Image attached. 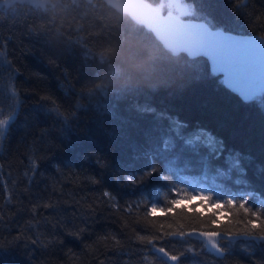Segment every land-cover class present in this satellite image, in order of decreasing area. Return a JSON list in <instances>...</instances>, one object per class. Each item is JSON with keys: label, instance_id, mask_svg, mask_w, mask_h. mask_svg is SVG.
<instances>
[{"label": "trees", "instance_id": "trees-1", "mask_svg": "<svg viewBox=\"0 0 264 264\" xmlns=\"http://www.w3.org/2000/svg\"><path fill=\"white\" fill-rule=\"evenodd\" d=\"M186 1L264 36V0ZM224 80L106 0H0V264L264 262V237L233 231L240 204L264 210V90Z\"/></svg>", "mask_w": 264, "mask_h": 264}, {"label": "water", "instance_id": "water-1", "mask_svg": "<svg viewBox=\"0 0 264 264\" xmlns=\"http://www.w3.org/2000/svg\"><path fill=\"white\" fill-rule=\"evenodd\" d=\"M106 1L127 11L135 20L151 28L165 46L174 52L204 54L215 68L221 61L239 64L243 68L239 84L232 83L224 75L225 81L231 87L244 91V85L251 79L253 72L264 81L263 35L234 33L211 27L203 20L184 19L172 13H164L148 0ZM251 88L247 89L245 96L252 92Z\"/></svg>", "mask_w": 264, "mask_h": 264}, {"label": "snow or ice", "instance_id": "snow-or-ice-1", "mask_svg": "<svg viewBox=\"0 0 264 264\" xmlns=\"http://www.w3.org/2000/svg\"><path fill=\"white\" fill-rule=\"evenodd\" d=\"M256 19L258 22L264 21V16L257 17ZM217 71H218V73L224 74L225 78L229 79L234 84H239L240 80L242 78V75H243V68L239 64L230 63L227 61H221L218 64ZM13 93L15 94V89H13ZM2 115H3V113L0 112V116H2ZM10 119H11V115H9L8 117H4V118L0 119V137H2V130L8 124ZM129 179H131V177H129ZM105 195H109V194L105 193ZM201 195H202L203 200H205V201L210 200V197L205 196L203 194H201ZM172 203L175 205H179L181 203V201L174 200V201H172ZM233 203L235 204V202H233ZM216 207L220 208L221 206L216 205ZM238 210H242L245 213L246 218L243 221H241V220L235 221V223H242L244 226L242 228H239V229H234L233 231L244 233V234H258L260 237H264V210L253 211V210L247 208L244 204H240L238 206ZM33 211H35V209H33ZM129 211H131V209H129ZM157 211H164V210L158 209L157 207H153L151 209V215L153 218H155ZM248 217H254L255 219H251ZM222 222L223 221L219 218L212 221V223L217 225V226L221 225ZM229 223H233V221L229 220ZM256 230H258V233ZM176 234L184 235V233L180 232L179 229H176L172 233H168V235H176ZM203 234L208 237L209 242L211 243V245L214 248L219 249L220 252L224 251V249L220 248V246L217 244L216 240L214 239V237H216L220 234L219 232L208 231V232H204ZM100 239L106 240L107 237H101ZM111 239L115 240L117 244L120 243V241L114 235L111 237ZM137 239L142 241V242L148 241L149 243H154V240H155V238H153V237H146L143 235L138 236ZM157 251L162 252L168 259H170L173 262H178L181 259V256L183 255V253L171 252L167 248L157 249ZM256 264H264V262L257 261Z\"/></svg>", "mask_w": 264, "mask_h": 264}, {"label": "rangeland", "instance_id": "rangeland-1", "mask_svg": "<svg viewBox=\"0 0 264 264\" xmlns=\"http://www.w3.org/2000/svg\"><path fill=\"white\" fill-rule=\"evenodd\" d=\"M31 1L46 4V2H48L49 0H31ZM154 5L162 12L172 13L184 19H191L190 15L192 13V9L190 4L186 0H161L160 2ZM250 84L254 86L255 93H259L264 90V81L258 78L256 75L252 76V78L250 79ZM192 233L202 237L206 241L209 248H211L213 251H215L216 253H221L219 249L214 248L211 245L208 237L203 234L204 231H196ZM218 236L214 237L216 242Z\"/></svg>", "mask_w": 264, "mask_h": 264}, {"label": "bare ground", "instance_id": "bare-ground-1", "mask_svg": "<svg viewBox=\"0 0 264 264\" xmlns=\"http://www.w3.org/2000/svg\"><path fill=\"white\" fill-rule=\"evenodd\" d=\"M190 54V53H189ZM208 57V56H207ZM211 62V61H210ZM212 65V63H211ZM246 65V64H245ZM212 67L214 68V70L217 71V68H215L213 65ZM249 73V72H248ZM224 76V74H222ZM256 75V74H255ZM254 76V72L250 75V78ZM258 77V75H256ZM259 78V77H258ZM225 81V80H224ZM225 83L228 85V83L225 81ZM233 91L239 93L242 97L244 98H250L253 94H254V86L252 84H250V79L248 80L247 83H245V90L244 91H241V90H237L235 89V87H231L230 85H228ZM249 87H252V92L248 95V96H245L247 94V89H249Z\"/></svg>", "mask_w": 264, "mask_h": 264}]
</instances>
